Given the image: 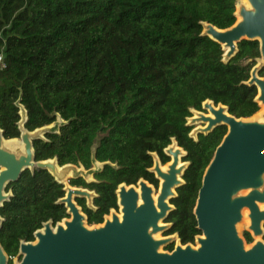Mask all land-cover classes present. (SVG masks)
I'll return each mask as SVG.
<instances>
[{
    "label": "trees",
    "instance_id": "trees-1",
    "mask_svg": "<svg viewBox=\"0 0 264 264\" xmlns=\"http://www.w3.org/2000/svg\"><path fill=\"white\" fill-rule=\"evenodd\" d=\"M237 1L0 0L3 138L20 137L21 108L26 131L59 122L32 139L34 160L83 170L99 165L92 180L74 175L67 182L92 194L90 201L75 198L89 227L118 210L121 185L144 180L157 188L154 156L167 163L165 149L175 144L185 168L162 236L196 244L198 190L227 128L195 132L188 120L207 101L237 119L259 109L257 88L247 83L254 67L264 78V65H256L259 42L241 40L226 57L204 34L205 24L233 26ZM64 188L43 169H27L6 186L11 194L0 207V245L9 264L20 242L33 241L46 222L69 218L59 202ZM244 236L252 241L248 232Z\"/></svg>",
    "mask_w": 264,
    "mask_h": 264
},
{
    "label": "water",
    "instance_id": "water-1",
    "mask_svg": "<svg viewBox=\"0 0 264 264\" xmlns=\"http://www.w3.org/2000/svg\"><path fill=\"white\" fill-rule=\"evenodd\" d=\"M247 2L249 8L240 7V19L233 26L220 30L205 24L204 34L223 46L226 57L234 54L241 40L258 41L264 65V0ZM257 72L258 67H254L247 83L256 86L257 101L264 105V78ZM202 108L207 113L198 111L190 118V125L203 124L195 132L208 133L219 125L226 126L227 132L216 147L198 190L194 215L201 235L196 239L197 247L179 243L169 252L160 249L173 243V237L157 239L155 235L167 228L163 222L172 209L169 200L182 182L185 165L179 162L184 152L179 147L171 145L165 149L171 157L166 170H161L158 160L153 161L152 172L161 181L157 188L144 180L128 187L121 185L117 191L120 216L111 213L102 224L89 227L75 198L90 201L92 194L66 185L55 160H34L31 141L48 129L26 131L25 114L20 122L22 149L16 151L4 146L8 140L0 129V207L11 194L6 192L10 182L17 181L27 169H43L65 185V196L59 202L69 214V219L55 225L46 222L34 233L33 241L20 242L12 264H264V241H255L246 249L237 231L242 212L247 209V230L253 238L264 237V209L260 208L264 204V122L237 119L228 114L225 106L210 101ZM1 225L0 217V229ZM8 262L9 256L0 245V264Z\"/></svg>",
    "mask_w": 264,
    "mask_h": 264
},
{
    "label": "rangeland",
    "instance_id": "rangeland-1",
    "mask_svg": "<svg viewBox=\"0 0 264 264\" xmlns=\"http://www.w3.org/2000/svg\"><path fill=\"white\" fill-rule=\"evenodd\" d=\"M240 7H245V8H249V4H248V2H247V0H238L237 1V4H236V15H237V17H236V21H238L239 20V15H238V11H239V9H240ZM259 64H262V61H261V58H259L258 60H257V64L256 65H259ZM258 105H259V109H258V111L252 116V117H250V118H248V119H246V120H256V121H259V122H264V116H263V113H264V105H262V104H260L259 102H258ZM203 113H207V112H205V111H203ZM20 115H21V118L23 119L24 118V111H23V109L21 108V110H20ZM196 116V113H193V116L191 117V118H193V117H195ZM190 122V119L188 120V123ZM58 123L59 122H55V123H52V124H50V125H48V126H46V128L49 130H56V128H57V125H58ZM190 124V123H189ZM193 127H194V130H196L197 128H199V127H203V124L201 123V122H196V123H193V125H192ZM43 135V134H42ZM17 143H11L10 145H6V142L7 141H5L4 142V146L6 147V148H8V149H10V150H12V151H16L17 149H22V145H21V143H20V139L18 138V139H14ZM171 146V145H170ZM172 146H174L175 148H177V146L175 145V144H172ZM157 158L155 157V159L154 160H156ZM170 159V158H169ZM170 161L171 160H169V162H167L166 164H164L163 166H166L167 164H169L170 163ZM180 164H184L183 162H181V159H180V162H179ZM70 167V168H69ZM68 168V170H66ZM99 168V165L98 164H96V163H93V165H92V167L89 169V170H83L81 167H72V166H67L66 168H64V167H60L59 168V170L61 169L62 171H60V172H62V174H64V177H62L63 179V181H64V183H66L67 184V182L65 181V178H67V177H71V176H74V175H81L82 177H84L86 180H92V174H93V172L95 171V170H97ZM159 184V183H158ZM152 186V185H151ZM153 187V186H152ZM155 189V188H154ZM246 192H242V194H245ZM120 207L118 208V210L116 211V210H113V211H111V213H116V214H118L119 216H120ZM110 213V214H111ZM110 214L106 217V218H110ZM247 214H248V211L246 210V218H248L247 217ZM67 219H69V218H67ZM248 220V219H247ZM164 223V222H163ZM163 223H160L159 225H162ZM240 226H239V228L237 229V231H238V234H239V236L241 237V238H243V240L245 241V236H244V233L245 232H248V230H247V228H248V225H249V220L247 221V223H242V222H240ZM164 225H165V223H164ZM165 236H162V233H157L156 235H155V238H157V239H161V238H164ZM170 237H172V236H170ZM174 246H173V248L177 245V244H179V241L177 240V238H174ZM258 240H263L264 241V238H260V237H257V238H253L252 239V241L251 242H249V243H247L246 241H245V248L247 249V248H249L255 241H258ZM192 246L193 247H197V244H192ZM161 251H164L163 250V247H161V249H160ZM16 259V257L13 259V260H15Z\"/></svg>",
    "mask_w": 264,
    "mask_h": 264
},
{
    "label": "bare ground",
    "instance_id": "bare-ground-1",
    "mask_svg": "<svg viewBox=\"0 0 264 264\" xmlns=\"http://www.w3.org/2000/svg\"><path fill=\"white\" fill-rule=\"evenodd\" d=\"M240 19V18H239ZM11 143H17L15 140H8L7 142H6V145H10ZM174 147V146H173ZM175 148V147H174ZM166 168H167V165L166 166H161V170L162 171H164V170H166ZM161 181L159 180V183H160ZM66 184V183H65ZM67 185V184H66ZM156 196H157V192L154 194V196H153V198L154 199H156ZM260 208L261 209H264V204L263 205H260ZM246 210L247 209H244L243 210V212H242V215H243V217H242V220H241V222H243V221H246V223H247V221L249 220L248 218H246ZM248 219V220H247ZM241 224H240V222L237 224V229L239 228V226H240ZM255 238H257V237H255Z\"/></svg>",
    "mask_w": 264,
    "mask_h": 264
},
{
    "label": "flooded vegetation",
    "instance_id": "flooded-vegetation-1",
    "mask_svg": "<svg viewBox=\"0 0 264 264\" xmlns=\"http://www.w3.org/2000/svg\"><path fill=\"white\" fill-rule=\"evenodd\" d=\"M166 154V153H165ZM169 157V156H168ZM157 159L156 160H158V162H159V165H160V167L161 166H163L164 164H161V162H160V160H159V158L158 157H156ZM170 159L169 160H171V157H169ZM169 162V161H168ZM171 162V161H170ZM166 164V163H165ZM154 174V173H153ZM154 176H155V174H154ZM158 183H159V179H158ZM150 185V184H149ZM158 187V186H157ZM154 188V187H153ZM242 223H246V221H243ZM263 230H264V227H263ZM248 234L251 236V238L253 239V237H252V235H251V233L248 231ZM264 238V237H263Z\"/></svg>",
    "mask_w": 264,
    "mask_h": 264
},
{
    "label": "built area",
    "instance_id": "built-area-1",
    "mask_svg": "<svg viewBox=\"0 0 264 264\" xmlns=\"http://www.w3.org/2000/svg\"><path fill=\"white\" fill-rule=\"evenodd\" d=\"M0 67H4V64H3V62H2V57H1V55H0ZM154 159H155V156H154ZM119 208V207H118Z\"/></svg>",
    "mask_w": 264,
    "mask_h": 264
}]
</instances>
